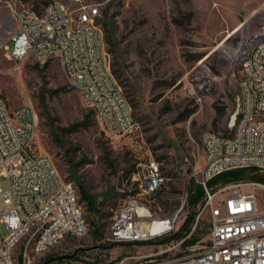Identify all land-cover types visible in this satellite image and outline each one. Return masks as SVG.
Returning a JSON list of instances; mask_svg holds the SVG:
<instances>
[{
	"label": "rangeland",
	"instance_id": "1",
	"mask_svg": "<svg viewBox=\"0 0 264 264\" xmlns=\"http://www.w3.org/2000/svg\"><path fill=\"white\" fill-rule=\"evenodd\" d=\"M50 1L0 0V99L9 112L32 105L33 150L48 156L77 191L84 187L89 230L82 238L65 239L46 255L28 253L29 262L22 248L17 249L15 264H41L79 248L85 250L74 258L49 264H117L124 258L125 264H177L190 246H175L177 241L169 239L190 212H196L191 227L198 239L194 245L200 248L209 241L208 213L201 212V203L189 207L187 189L192 181L196 184L195 170L203 166L205 139L232 135L230 121L236 120L241 103L239 66L264 36V0H85L99 6L102 35L101 23L116 27V48L110 53L105 45V50L110 63L113 56L118 59L122 73L118 84L139 126L134 136L122 138L103 132L57 62L40 65L28 58L16 65L7 59L4 47L8 43L12 47L17 13ZM215 108L224 109L222 117ZM81 122L85 128L61 132ZM148 159L160 163L167 180L155 196L139 200L155 219L180 209L179 222L171 234L147 243H114L110 240L114 212L138 193L135 169ZM257 178L264 175L245 172L211 188L255 183ZM258 185L255 195L264 212V183ZM0 186L6 191L7 180L0 178Z\"/></svg>",
	"mask_w": 264,
	"mask_h": 264
},
{
	"label": "built area",
	"instance_id": "2",
	"mask_svg": "<svg viewBox=\"0 0 264 264\" xmlns=\"http://www.w3.org/2000/svg\"><path fill=\"white\" fill-rule=\"evenodd\" d=\"M100 16L99 6L85 0L23 7L9 41L12 47L8 43L4 51L16 65L28 58L40 65L57 62L103 132L132 137L139 126L112 73ZM239 89L241 103L232 135L207 137L203 166L195 170L196 184L203 191L201 212H207L210 220L209 241L200 248L190 246L177 264H264V212L255 195L258 183L232 184L216 191L209 186L235 170L252 169L264 175V36L240 63ZM35 120L31 104L9 112L0 99V178L8 183L6 191L0 186V264H15V251L21 248L29 262L28 253L46 255L65 239L82 238L89 230L74 183L59 175L48 156L33 150ZM135 177L138 193L112 217L114 243H147L171 234L179 222L180 209L155 219L139 200L153 197L165 185L160 163L141 161ZM245 186L247 190L238 189Z\"/></svg>",
	"mask_w": 264,
	"mask_h": 264
},
{
	"label": "trees",
	"instance_id": "3",
	"mask_svg": "<svg viewBox=\"0 0 264 264\" xmlns=\"http://www.w3.org/2000/svg\"><path fill=\"white\" fill-rule=\"evenodd\" d=\"M103 16L106 17V9L103 11ZM101 26L103 27V40H104V44L108 47L109 52H113V50L116 48V44H115V39H114V33L116 30V27L113 26L111 23H101ZM117 58L113 56L112 58V62H111V69H112V73L115 76L116 80L118 82H122V73L120 71V69H118V67L120 66L117 62ZM120 68V67H119ZM57 91L54 93L56 94ZM215 112L217 117H222L224 114V109H218L215 108ZM43 114L45 116V118L47 119L48 122H51V119L48 116V113L46 111V108L43 107ZM85 123L81 122L78 124H74L71 125L69 128L67 129H62L61 132H74L77 131L80 128H85ZM245 172H253L256 173L254 170L252 169H244V170H235V171H230L227 173L222 174L221 176L213 179L212 181L209 182V186L212 187L216 182L220 181V180H230L231 178H234L240 174H243ZM255 183H264V179L263 178H257L255 179ZM79 190V196H80V201L81 202H85L89 199V196L86 192V190L84 189V187L80 186L78 188ZM155 196V195H154ZM202 196H203V191L202 189L197 185L194 184V182L192 181L187 189V203L189 205V207H194L197 204L201 203L202 200ZM195 216H196V212H190L188 214V216L186 217V219L184 220L183 224L181 225L179 231L175 234H173V236L169 239L172 241H179L183 238H185V240L182 242V246H192L196 243V241L198 240L196 237H194V231L191 232V227L194 223L195 220ZM168 240V241H169ZM53 256H48L46 257V259L48 258H52ZM22 258L19 257V261H21Z\"/></svg>",
	"mask_w": 264,
	"mask_h": 264
},
{
	"label": "water",
	"instance_id": "4",
	"mask_svg": "<svg viewBox=\"0 0 264 264\" xmlns=\"http://www.w3.org/2000/svg\"><path fill=\"white\" fill-rule=\"evenodd\" d=\"M235 121H236V120L234 119V117H232V119H231V121H230V125H229V128H230L231 130H232L233 127H234ZM83 250H85V249H83V248H79V249H76V250H75L72 254H70V255H66V256L58 257V258H55V259H52V260H48V261H45V262H43V263H41V264H49V263L54 262V261L70 260V259L74 258L78 252H81V251H83Z\"/></svg>",
	"mask_w": 264,
	"mask_h": 264
},
{
	"label": "bare ground",
	"instance_id": "5",
	"mask_svg": "<svg viewBox=\"0 0 264 264\" xmlns=\"http://www.w3.org/2000/svg\"><path fill=\"white\" fill-rule=\"evenodd\" d=\"M237 29H235L232 33H234ZM231 34H228V36H226L225 40L228 39L230 37Z\"/></svg>",
	"mask_w": 264,
	"mask_h": 264
}]
</instances>
